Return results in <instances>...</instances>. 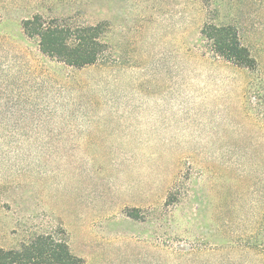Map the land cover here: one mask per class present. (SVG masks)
<instances>
[{
  "label": "rangeland",
  "instance_id": "rangeland-1",
  "mask_svg": "<svg viewBox=\"0 0 264 264\" xmlns=\"http://www.w3.org/2000/svg\"><path fill=\"white\" fill-rule=\"evenodd\" d=\"M37 13L107 21L105 62L43 56ZM40 236L81 264H264V0H0V247Z\"/></svg>",
  "mask_w": 264,
  "mask_h": 264
},
{
  "label": "trees",
  "instance_id": "trees-1",
  "mask_svg": "<svg viewBox=\"0 0 264 264\" xmlns=\"http://www.w3.org/2000/svg\"><path fill=\"white\" fill-rule=\"evenodd\" d=\"M201 1L210 3L212 0ZM21 25L27 37L37 40L43 56L79 70L105 62L110 48L106 38L107 21L95 25L74 24L72 18L65 15L48 19L37 13L23 20ZM201 36L216 56L226 62L239 68L256 69V60L242 44L235 26L205 23ZM172 198L170 195L167 204ZM0 264H81V259L72 254L67 241L40 236L19 249L0 247Z\"/></svg>",
  "mask_w": 264,
  "mask_h": 264
}]
</instances>
